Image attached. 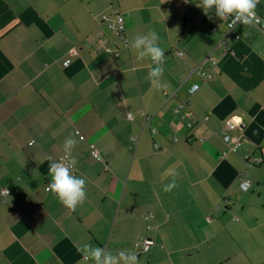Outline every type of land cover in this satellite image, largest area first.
<instances>
[{
  "label": "crops",
  "instance_id": "1",
  "mask_svg": "<svg viewBox=\"0 0 264 264\" xmlns=\"http://www.w3.org/2000/svg\"><path fill=\"white\" fill-rule=\"evenodd\" d=\"M255 12L264 21V0ZM118 13L127 48L103 18ZM218 26L182 0H0V264H93L83 244L115 255L144 237L139 264H264V31ZM152 31L165 50L156 84L130 47ZM199 65L216 75L201 80ZM69 136L87 180L75 211L48 191Z\"/></svg>",
  "mask_w": 264,
  "mask_h": 264
},
{
  "label": "clouds",
  "instance_id": "2",
  "mask_svg": "<svg viewBox=\"0 0 264 264\" xmlns=\"http://www.w3.org/2000/svg\"><path fill=\"white\" fill-rule=\"evenodd\" d=\"M187 3L188 0H185ZM259 0H201L198 7L202 8L205 15L214 11L216 17L221 20L231 19L232 24H251L256 18L255 9ZM159 36L152 31L144 35H137L130 44L135 50L138 59L150 58L154 67H150L148 77L153 84L160 81L165 72L163 62L165 50L158 44ZM78 135V133H77ZM77 141L73 136L65 138L63 151L64 158L60 161H52L48 168L50 191L58 201L66 208L75 211L87 198L85 177L74 175V169L78 163L72 155V150ZM165 177L171 176V182L163 186L165 192H171L177 185L179 173L167 170ZM78 251L84 259L93 264H139L138 256L134 251H118L115 255L106 251L104 247L85 243Z\"/></svg>",
  "mask_w": 264,
  "mask_h": 264
},
{
  "label": "built area",
  "instance_id": "3",
  "mask_svg": "<svg viewBox=\"0 0 264 264\" xmlns=\"http://www.w3.org/2000/svg\"><path fill=\"white\" fill-rule=\"evenodd\" d=\"M182 2H183V8L186 11V13H188L189 17L191 16V13L194 10L200 11L204 15L205 20L209 23L210 30L212 32H217L219 30L218 25L220 23H223L225 26V34L231 33L235 39L239 38V36L234 33L233 29L237 25H245V24L239 23V24L233 25L231 19L221 20L220 18L215 16L214 11L210 12L208 15H205L202 8L198 7V5L201 4V0H188L187 3L185 2V0H182ZM103 18L106 20L107 25L110 28V30L113 32L114 36L120 41L121 45L123 47L127 48L128 47V41H127V38L125 35L123 15L118 13V14H115L114 19H110L107 17H103ZM251 24L258 26L259 28H261L264 31V21L257 14H256V18L253 20V22ZM220 42L227 49H229L224 38H222ZM105 51L110 52V49L106 48ZM69 53L72 56L77 54V52L74 48L71 49ZM176 55H178L179 57H182L183 52L182 51H176ZM194 73L201 80L207 81L216 75V70L213 67H210L209 69H204L202 66L199 65L194 69ZM198 89H199V84L198 83H192L188 86L186 91H187V94L190 96V95H193L194 93H196ZM186 105H187L186 103H180V104H178V106L175 109V112L181 114V118L188 116V113L182 112L184 110V108L186 107ZM127 118L131 119V114H127ZM149 121H150V116L143 114V125L149 124ZM225 127L227 129H234L235 124L232 121L228 120L225 123ZM154 132H155V130H152V133H154ZM174 140L176 141L177 139L175 138ZM224 140H226V139H224ZM136 141L137 140L135 138H131V142L133 145L136 143ZM238 145H239V143L237 141L233 146H228V147L230 150H234ZM90 154L92 155L93 158L99 159L98 151L93 145H90ZM62 159L63 158H61L60 160H62ZM244 160L249 165H253V164L256 165L260 162L259 158H257V157L244 156ZM74 172H75V169H74ZM251 185H252V182L247 177L246 173L241 174L238 177V187L241 191H244V192L247 191L251 187ZM8 193H9L8 190L5 188H3L0 191V195L3 199L6 198ZM153 244H154L153 240L148 238V237H144V238L140 239L139 241L135 242V244H134L136 254H139L140 252L148 251Z\"/></svg>",
  "mask_w": 264,
  "mask_h": 264
}]
</instances>
